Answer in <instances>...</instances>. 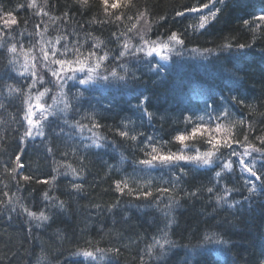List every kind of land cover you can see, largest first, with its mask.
<instances>
[{"label": "trees", "instance_id": "obj_1", "mask_svg": "<svg viewBox=\"0 0 264 264\" xmlns=\"http://www.w3.org/2000/svg\"><path fill=\"white\" fill-rule=\"evenodd\" d=\"M30 2L0 0V5L7 10L25 5L14 12L19 23L13 26L16 39L10 43H16L17 52L0 49V104L4 105L0 107V264H37L42 257L47 259H40V264H71L73 260L82 264H140L141 255L145 264H156L147 254V245L152 243L153 236L160 235L159 229L165 228L166 219L161 210H167L164 205L169 196L175 201L171 209L175 223L168 238L178 246L172 249L163 264H183L186 258L193 264H245L246 260L251 264L264 251V192L245 201L249 193L240 171L236 170L235 175L224 173L225 178L217 182L214 171L192 167L176 188L167 194L159 193L155 190L158 186L171 188L165 183L171 178L170 173L140 171L141 166L134 161L143 158L140 152L143 137L129 141L116 135L115 130L130 120L136 131L143 132L145 137L152 135L172 141L185 127L184 116L189 115L190 110H196L197 115L203 114L198 110L204 108L205 101L211 104L213 99H219L223 89L224 95H236L244 100V104H230L232 115L223 121L230 129L229 134H236L242 142L234 147L241 153L249 143L261 147L255 137L264 135V27L255 32L253 43V33L244 28L239 19L249 17L243 11H226L221 22L207 32L195 31L189 25L198 24L197 20L191 16L174 17L176 11H182L185 5H193L196 0H133L134 8L109 9V13H123L121 21H115V15L105 14L100 0H89L86 8L75 0H47V3L36 0V7L32 8L27 7ZM252 3L258 10L264 0H252ZM141 13L146 17L147 26L151 27L146 38H156L157 34L166 37L175 31L182 34L185 49H197L207 54L172 58L163 64L165 70L159 76L150 73L146 65L130 64L132 71L139 69L137 75L142 79L140 82L129 80V88L99 84L89 87L69 82L60 89L48 84L49 75H45L44 84L37 82L34 87L28 86L34 79L30 75L32 71L37 76L47 71L40 58H43L41 48L51 47L49 41L57 49L79 42L84 56L90 48L101 55L108 51L114 56L123 50L125 43L129 47L139 43L132 26L136 25ZM161 16L167 19L160 20ZM130 28L131 32L128 31ZM114 32L119 36V42L112 35ZM222 36H234L240 43H251L252 47L246 50V55H237L235 50L220 52L218 45L223 43ZM57 37L61 38L59 44ZM96 45L98 47H94ZM204 49L214 51L210 54ZM34 57L37 59L34 63H39L35 68L31 63ZM51 59L50 56L49 61ZM118 71L122 73V70ZM5 85L20 87L21 91L10 94ZM45 87L52 91L40 103L56 116L42 120L44 136L34 134L35 131L32 136H25L28 128L25 111L37 102L36 97ZM134 88L151 98L149 111L154 113L151 123L131 107L136 103L130 94ZM229 88L233 89L231 93ZM78 89L84 93L80 103L73 99ZM62 91L67 95L61 96ZM52 96L57 97L56 104H53ZM65 101L79 111L70 109L67 114L60 111ZM89 113H95L94 119L104 127L89 132L91 121L85 118ZM240 120L243 124L238 123ZM76 121L88 127L81 131L76 127ZM132 126L128 125L129 128ZM245 133L248 141H244ZM98 136L105 137L97 141L104 145L102 148L92 143ZM195 146L201 151L207 147L199 143ZM180 147L175 142L167 145L172 151ZM17 155L21 157L23 168L15 163ZM22 176L31 179L25 181ZM125 178L133 190L131 195L128 189L124 194L115 189L114 181ZM42 180H48V183L37 182ZM148 181H151L150 185ZM74 183L82 188H73ZM208 187H213L214 192L209 193ZM146 188L153 195L137 199V194ZM225 188L236 190L225 194ZM45 192L57 199L45 200ZM192 192L196 195L187 194ZM217 195L224 196L225 200L217 203ZM157 197L160 198L158 207ZM60 201L64 202L63 209L58 207ZM25 209L37 215L44 211L50 219L41 223L29 217ZM206 231L218 232L229 243H212L206 250L197 248ZM87 241L104 250L96 253V261L83 255H70L77 249L94 251ZM115 249H119V254L113 251ZM158 251L159 246L154 249V252ZM101 255L103 260L99 259Z\"/></svg>", "mask_w": 264, "mask_h": 264}, {"label": "snow or ice", "instance_id": "obj_2", "mask_svg": "<svg viewBox=\"0 0 264 264\" xmlns=\"http://www.w3.org/2000/svg\"><path fill=\"white\" fill-rule=\"evenodd\" d=\"M82 8L89 6V0H75ZM47 3V0H45ZM100 5L105 14L115 15V21H121L123 13H109V9L117 10L120 8H134L135 4L133 0H100ZM25 7L23 4L17 5L16 9L7 10L2 5H0V49L6 48L9 53H16L17 47L16 43H10V41L15 40L16 37L13 35L14 28L13 26L18 25L17 16L14 14L15 11H18L20 8ZM27 7L32 8L36 7V0H31L27 4ZM253 9V11H248V9ZM226 11L232 13L235 11H243L246 16L249 18L239 17L243 22V27L248 29L253 33V43L255 42V32L262 27H264V5H262L258 10L255 9V5L252 3V0H196L191 6L185 5L182 11H176V18H188L191 16L193 19L198 21L196 25H189L193 27L195 31L204 30L207 32L209 28L214 27L216 24L221 22V19L225 17ZM47 15V13H45ZM67 15V13H65ZM141 16L144 13L140 14ZM130 19V17H129ZM164 16L160 17V20H166ZM27 21H25L26 23ZM103 23V22H101ZM135 27V26H133ZM129 32L132 29H128ZM151 31V27L147 26L142 32L137 30L136 36L138 37L139 43L133 44L129 47L128 43H125L123 50L119 51L118 54L112 55L108 51H104L101 55L99 52L94 51L92 48L88 50V55L80 51L82 45H79V42H76L73 46L64 44L60 49H57L54 44L48 43L51 45L49 49L41 48L43 56V67L47 69L46 72L41 73L37 76L35 71H32L30 75L34 77L32 84L28 85L29 87H34L37 82L44 84L45 75H49L48 84L58 86L60 89H63L69 82H72L73 85H85V86H94V85H119L124 88H129V80L140 82L142 77L137 75L136 71H132L129 68V65H146L150 73H155L157 76L160 73L164 72V64L171 59V56L162 54L166 51L174 52L176 56H183L185 51H191L195 53L197 49L187 50L184 48L185 41L182 38V34H178L175 31L170 32L165 37L157 34L155 40H152L150 37H147L148 32ZM203 34V33H201ZM22 35V33L20 34ZM90 35V34H89ZM119 42V36L117 33H112ZM7 38V39H6ZM60 37L56 38V43H60ZM131 39V38H129ZM221 39L223 43L218 45L220 52H233L235 54L244 53L245 55L247 49H251V43H240L236 40L234 36H222ZM179 46V47H177ZM98 47V45L94 46ZM205 52L212 53L213 49H204ZM71 53V57L69 54ZM52 59L49 61V57ZM158 58V59H156ZM219 58V57H217ZM35 59V57H34ZM87 61V63H86ZM123 61V62H120ZM119 62V63H118ZM50 65H56L58 67H50ZM35 68V65H33ZM103 69V71H101ZM122 70L121 71H118ZM20 76H23L24 73H19ZM56 78V79H52ZM9 89L11 94L12 91L20 92V87L13 88L12 85H5ZM52 89L50 87H45L42 92L36 97L37 103L36 108L41 109L40 118L33 119L36 116V113L32 110V106L29 105L28 109L25 111L24 120L27 121L29 126L24 135L32 136L33 129H36V135L44 136L43 125L41 120L48 121L49 116L55 117L56 113L47 112L45 110V105L40 103L41 99L45 97ZM229 93L233 89H228ZM133 99L136 101L135 104H131V107L134 111L139 112L142 118H147L149 123L154 118V113L149 111V104L151 98L148 95H145L144 92L139 91L138 89H132L130 92ZM67 93L61 92V96H66ZM84 93L79 89L74 95L73 99L77 103H80V98L83 97ZM53 104L57 103V97H51ZM27 103V101H25ZM244 104V100L240 99L236 95H224L223 89H221V95L219 99H213L212 103L209 104L205 101L204 108L199 109L198 111L202 112L203 115H197L196 110H190V114L184 116V129L179 131L173 138L172 141H164L156 136H144L143 132H137L134 122L128 121L123 123L122 127L115 130L116 135L121 138H124L129 141H138L140 137H143V140L140 141L142 147H140V152L143 155V158L134 161L135 164L141 166L140 171L145 173H150L152 170L167 171L170 173L171 178L165 183L170 184L169 187H160L158 186L155 190L159 193L167 194L172 189L176 188L182 180L183 176L188 175V171L192 167L205 168L209 171H214L215 178L217 182L224 179V173L229 175H235L236 168L234 165L238 166L240 171L241 179L243 180L244 186L247 188L249 195L244 198L245 201H250L254 195H258L259 192H264V135L256 136L255 139L260 142L261 147H256L253 144L249 143L243 153L238 152L234 145L242 144L241 140L236 134H229L230 129L223 124L224 120H228L231 117V112L229 111V105L235 104ZM0 107L4 105L0 104ZM94 107V106H93ZM109 108L111 105L108 106ZM74 109L79 111V108H75L74 105L68 101H65L64 108L60 111L67 114L68 110ZM95 113H89L85 118L90 119L91 127L87 125L80 124L79 121H76V127L81 131L88 127V131L92 132L93 129H100L104 127L98 120L94 119ZM207 118V119H205ZM67 123V120H65ZM238 123L243 124V120L238 121ZM129 124H133L131 128L128 127ZM37 125H40L37 128ZM235 124H233V127ZM251 127V126H250ZM63 131V129H61ZM221 134V135H217ZM93 136H96V133L93 132ZM105 137L98 136L97 139L93 140V145L97 148L104 147L103 144L98 143V140H103ZM194 142L189 144L188 142ZM244 141H248L247 133L244 134ZM177 143L181 147L177 151H172L170 148H167V145L170 143ZM196 143L201 145H206L207 147L201 151L200 147H196ZM251 148V151L248 150ZM51 152L52 149H49ZM225 152L227 155L225 156ZM254 154H258L255 156ZM67 155V153H65ZM236 159L233 160L232 158ZM21 157L19 155L15 158V163L18 167L23 168V164L20 163ZM259 164V167H257ZM71 168V165H69ZM220 168L219 171L215 170ZM13 172L16 171L15 168L12 169ZM75 169L72 168V172L75 173ZM244 173H247V177L244 176ZM252 178H255L253 180ZM22 179L28 181L31 179L30 176H22ZM55 179V178H53ZM256 181L259 182L257 185ZM38 183H48V180L37 181ZM148 184H151V181H148ZM115 189L117 192L124 194L125 189H128V194H132V189L128 185L127 179H120L114 181ZM248 185H251L248 187ZM73 188L80 190L82 185L73 184ZM235 188H225V194L235 191ZM207 191L209 193L214 192L213 187H208ZM188 195L195 196L196 192L187 193ZM7 195V193H4ZM152 191L147 188L143 192L137 194V199L147 198L152 196ZM45 200H56V197H50L47 192L44 193ZM217 203L222 200H225L224 196L217 195ZM157 204L159 206L160 198L157 197ZM226 202V201H225ZM175 203L174 198L169 196V201L164 205L165 210H161L165 219L166 224L165 228L159 229V236H153L152 243L147 245V254L151 257L156 264H163L173 248L177 247L175 241H172L169 237V230L173 223H175V218L171 216V209ZM239 203V202H237ZM64 202L60 201L58 207L60 209L64 208ZM230 208L233 207L232 204L228 205ZM29 217H32L41 223L47 222L50 217L45 214L44 211H41L38 215L36 212L25 209ZM38 227L41 225H37ZM163 241V242H161ZM215 243L219 244H228L229 241L223 239L218 232H205L203 238L197 248L207 249L209 244ZM86 244L89 247H94L92 241H87ZM159 246V251L154 252V249ZM167 246V247H166ZM116 254H119V249L113 250ZM104 250L98 247H94V251H89L85 249H77L70 253L72 256L83 255L85 258H88L90 261H96L98 259L96 253H103ZM40 259H47L42 257ZM40 259H38L37 264H40ZM100 260H103L104 257L101 255ZM140 264H145L144 256L139 257ZM71 264H82L81 261L73 260ZM183 264H193L191 259L186 258ZM245 264H249L246 260ZM251 264H264V251H262L256 258L251 262Z\"/></svg>", "mask_w": 264, "mask_h": 264}, {"label": "rangeland", "instance_id": "obj_3", "mask_svg": "<svg viewBox=\"0 0 264 264\" xmlns=\"http://www.w3.org/2000/svg\"><path fill=\"white\" fill-rule=\"evenodd\" d=\"M133 26H135V27H133ZM132 26V29H133V32L136 34L137 33V30H139V31H143L146 27H147V22H146V17L143 15V16H138L137 17V22H136V25H133ZM134 33H133V35H134ZM136 36V35H135ZM136 38L138 39V37L136 36ZM188 54H195V56L193 55V57H196V54L198 55V54H204V55H206L207 53H204V52H195V53H193V52H190V53H188ZM39 57V56H38ZM198 57V56H197ZM37 58V57H36ZM37 59H33V62H31V63H33V65H37V64H39V63H34L35 61H36ZM40 60L41 61H43V58L41 57L40 58ZM43 63L44 62H42L41 63V65L43 66ZM44 68V67H43ZM37 103V102H36ZM35 109V107H34V105L32 106V110L36 113V116H34L33 117V119L35 120V119H38V118H40V113H41V109H38L39 111H36V110H34ZM41 124L43 125V121L41 120ZM29 127V126H28ZM40 127V125H37V128H39ZM33 131H35L34 132V134H36V129H33Z\"/></svg>", "mask_w": 264, "mask_h": 264}]
</instances>
